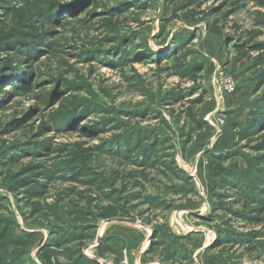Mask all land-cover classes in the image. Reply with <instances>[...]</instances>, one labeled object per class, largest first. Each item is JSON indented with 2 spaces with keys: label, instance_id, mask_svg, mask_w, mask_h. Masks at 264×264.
Masks as SVG:
<instances>
[{
  "label": "rangeland",
  "instance_id": "374dc122",
  "mask_svg": "<svg viewBox=\"0 0 264 264\" xmlns=\"http://www.w3.org/2000/svg\"><path fill=\"white\" fill-rule=\"evenodd\" d=\"M0 264H264V0H0Z\"/></svg>",
  "mask_w": 264,
  "mask_h": 264
},
{
  "label": "built area",
  "instance_id": "2783aa9c",
  "mask_svg": "<svg viewBox=\"0 0 264 264\" xmlns=\"http://www.w3.org/2000/svg\"><path fill=\"white\" fill-rule=\"evenodd\" d=\"M222 84H223V88L226 89L229 92L235 90L234 89L233 80L230 77L223 76V78H222Z\"/></svg>",
  "mask_w": 264,
  "mask_h": 264
}]
</instances>
